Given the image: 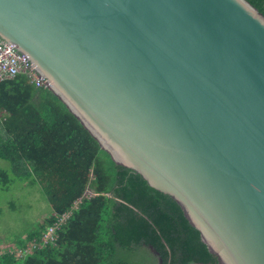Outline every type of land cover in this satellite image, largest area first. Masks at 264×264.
<instances>
[{
    "label": "water",
    "instance_id": "1",
    "mask_svg": "<svg viewBox=\"0 0 264 264\" xmlns=\"http://www.w3.org/2000/svg\"><path fill=\"white\" fill-rule=\"evenodd\" d=\"M0 39L219 264H264V14L248 0H0Z\"/></svg>",
    "mask_w": 264,
    "mask_h": 264
},
{
    "label": "trees",
    "instance_id": "2",
    "mask_svg": "<svg viewBox=\"0 0 264 264\" xmlns=\"http://www.w3.org/2000/svg\"><path fill=\"white\" fill-rule=\"evenodd\" d=\"M248 1L264 14V0ZM0 113V160L11 165L0 170V187L29 179L52 207L9 247L40 243L57 216L82 199L56 245L23 258L2 253L0 264H219L181 206L117 165L52 91L25 76L2 82Z\"/></svg>",
    "mask_w": 264,
    "mask_h": 264
},
{
    "label": "rangeland",
    "instance_id": "3",
    "mask_svg": "<svg viewBox=\"0 0 264 264\" xmlns=\"http://www.w3.org/2000/svg\"><path fill=\"white\" fill-rule=\"evenodd\" d=\"M0 170L10 171V163L0 161ZM0 211L1 253L10 249L3 247L11 246L13 240L24 237L37 223L52 214V207L40 187L24 178L8 189L0 187ZM141 259L156 262L155 258Z\"/></svg>",
    "mask_w": 264,
    "mask_h": 264
},
{
    "label": "built area",
    "instance_id": "4",
    "mask_svg": "<svg viewBox=\"0 0 264 264\" xmlns=\"http://www.w3.org/2000/svg\"><path fill=\"white\" fill-rule=\"evenodd\" d=\"M18 76H25L31 84L48 89L47 82L36 73L34 66L9 43L0 39V83L13 80ZM86 195V197H90L93 196V193L89 191ZM80 203H82V199L78 200L70 211L57 216L56 222L42 235L40 243L34 242L25 249L7 247L10 249L6 248L7 250H3L0 254L8 252V254H13L17 258H23L35 249H40L49 243L56 245L59 239V231L67 224L74 211L78 209Z\"/></svg>",
    "mask_w": 264,
    "mask_h": 264
},
{
    "label": "crops",
    "instance_id": "5",
    "mask_svg": "<svg viewBox=\"0 0 264 264\" xmlns=\"http://www.w3.org/2000/svg\"><path fill=\"white\" fill-rule=\"evenodd\" d=\"M2 115V113H0V116ZM0 161H2V160H0ZM6 171V170H5ZM89 193V192H88ZM5 248H7V247H5Z\"/></svg>",
    "mask_w": 264,
    "mask_h": 264
}]
</instances>
